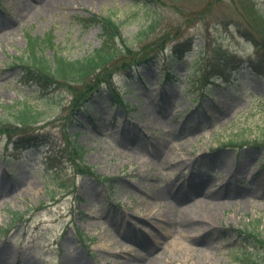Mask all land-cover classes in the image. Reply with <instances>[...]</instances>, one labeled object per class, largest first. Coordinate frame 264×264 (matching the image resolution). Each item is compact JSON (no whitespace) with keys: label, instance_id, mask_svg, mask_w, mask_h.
Returning <instances> with one entry per match:
<instances>
[{"label":"rangeland","instance_id":"1","mask_svg":"<svg viewBox=\"0 0 264 264\" xmlns=\"http://www.w3.org/2000/svg\"><path fill=\"white\" fill-rule=\"evenodd\" d=\"M94 14L120 24L100 79L124 93L103 87L90 118L77 102L95 73L41 86L20 61L48 35L39 55L92 54ZM249 60L264 65V0H0V264H264V77Z\"/></svg>","mask_w":264,"mask_h":264},{"label":"trees","instance_id":"2","mask_svg":"<svg viewBox=\"0 0 264 264\" xmlns=\"http://www.w3.org/2000/svg\"><path fill=\"white\" fill-rule=\"evenodd\" d=\"M82 21L87 22L88 24H98L102 29L103 36V47L99 46L95 52L92 54L86 55L83 58H76L73 60H68L67 56L61 55L60 52H55V55L52 59L46 58L43 51L39 55V49L43 45L48 44L53 46V36L48 35L43 38L31 37L30 44L33 53L26 60V62H21V67L25 70V76H28L29 79L34 80L39 85L43 86L45 82L50 81L51 84L59 83L60 81H85L88 76L95 73L97 78L87 84L82 88L81 96L78 99L77 104L79 106H86L91 99H101L103 96V87H107L109 91L113 93V97L120 100H123L124 91L120 92L118 89L115 91V86L107 78L100 79V72L104 68L108 67L111 63L115 62L119 51L115 49L114 46H111V42L117 36L121 35L120 24L117 23L112 16L108 15H98L94 14L89 17L82 18ZM128 52H131L132 46L126 44L125 48ZM155 56H144L139 59H135L132 63H124L125 73L131 74L134 70L138 69L140 66L145 64H150L153 62ZM176 60L174 55H171L169 61L174 62ZM114 64V63H113ZM249 67L255 70L259 75L264 77V65L255 64L248 61ZM103 82V83H101ZM23 110H20L18 116L19 123L28 124L32 122L36 117V111H32L30 104H25ZM92 107L86 106V112L91 117ZM39 135H22L21 142L26 146L33 145L36 142V138ZM256 147L264 146V138L254 142ZM80 152H84V147L78 146ZM251 236L259 243L263 242L264 239L260 235V231L251 233Z\"/></svg>","mask_w":264,"mask_h":264},{"label":"bare ground","instance_id":"3","mask_svg":"<svg viewBox=\"0 0 264 264\" xmlns=\"http://www.w3.org/2000/svg\"><path fill=\"white\" fill-rule=\"evenodd\" d=\"M175 146L176 145H172L171 146V149L172 148H175ZM181 157H183V163L184 164H187L188 163V158L185 156V155H180V158ZM201 204H203V202L201 203ZM158 206V205H157ZM205 206V205H204ZM148 214L149 215H152V216H155L154 215V211H153V208H151V210H150V212H148ZM199 214H197V213H194V216L195 217H197V218H199L200 216H198ZM201 218V217H200ZM183 251H186L185 253H186V255L187 256H192L194 253H195V250H194V248H192V247H189V245H186L185 247H183Z\"/></svg>","mask_w":264,"mask_h":264}]
</instances>
